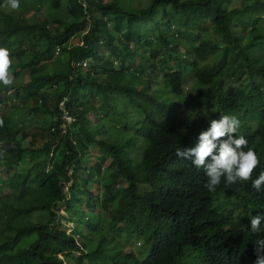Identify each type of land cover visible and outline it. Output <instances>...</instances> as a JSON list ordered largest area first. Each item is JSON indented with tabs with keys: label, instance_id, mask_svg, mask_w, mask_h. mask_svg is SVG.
Instances as JSON below:
<instances>
[{
	"label": "trees",
	"instance_id": "obj_1",
	"mask_svg": "<svg viewBox=\"0 0 264 264\" xmlns=\"http://www.w3.org/2000/svg\"><path fill=\"white\" fill-rule=\"evenodd\" d=\"M19 2L20 8L12 10L0 0V46L16 45L21 63L12 72L14 83L1 85L0 102L5 101L2 91L23 92L22 100L13 96L15 108L31 115L27 127L41 124L39 132L29 130L25 136H32L31 147L39 138L46 141L32 149L33 160L40 158L33 176L16 171L25 148L13 147L8 155L6 168L14 176L10 193L0 198V210L8 217H0V264H255V243H240V236L250 230L243 214L255 215L264 207V187L256 191L251 180L227 186L222 178L215 192H209L204 169L175 153L195 145L209 121L218 119L217 110L237 112L241 123L236 135L248 141L245 151L256 153L259 164L252 179L259 176L264 78L257 80L264 77V39L256 27H248L260 20L264 1L241 0L233 6L229 0L225 8V0H89L91 17L77 0L68 1L70 10L66 0ZM46 4L53 12L44 17ZM26 8L36 10L32 21ZM160 13H168L166 23L153 27L145 20ZM169 29L178 35H164ZM77 36L83 46L62 48L58 59H51L60 44ZM93 55L94 62L73 77L71 63ZM210 57L225 61L199 69V62ZM173 60L184 69L165 74L163 86L153 91L157 82L151 76L160 63ZM192 74L200 84L206 79L214 83L224 74V93L218 100L201 94L203 110L181 119L178 113L190 105L183 99L182 84L190 83ZM66 94L76 121L60 135L58 100ZM36 98L41 105H33ZM207 106L215 109L208 112ZM100 112L105 122L121 118L129 137L109 135L104 124L93 134L87 115ZM93 148L99 151L94 159ZM87 162L91 165L84 166ZM48 163L51 171H46ZM69 168H74L70 174ZM62 205L66 217L60 213ZM236 206L243 209L241 215L235 214ZM74 216L77 226L67 233L64 219L76 221ZM136 234L143 235L141 262L121 252L123 242Z\"/></svg>",
	"mask_w": 264,
	"mask_h": 264
},
{
	"label": "clouds",
	"instance_id": "obj_2",
	"mask_svg": "<svg viewBox=\"0 0 264 264\" xmlns=\"http://www.w3.org/2000/svg\"><path fill=\"white\" fill-rule=\"evenodd\" d=\"M68 1L69 0H66L65 7L66 5L70 7ZM77 1L84 10L86 16L91 17V14L88 13L89 0H77ZM240 1L241 0H233V6L239 5ZM260 1H264V0H260ZM224 4H225V8H228L230 5L229 0H225ZM6 6L10 7L12 10H16L20 8V2L19 0H3L2 7H6ZM201 6L203 9V2H201ZM30 11L33 12L32 16H29L28 14V12ZM35 11L36 10H33L32 8L29 9L26 8L24 10L26 18L32 21L34 16L37 15L35 14ZM51 13L52 11H48L47 14L44 15V17ZM205 13H209L211 15V17H207V18L213 22L214 13L208 5H206ZM238 15L241 16L240 13L237 12L235 16ZM167 19H168V13L167 14L160 13L156 16H150L145 18V20H148L152 23L153 27H155L159 23H166ZM259 19L260 20L258 22H255L254 24H249L248 28L252 29L253 27H256L257 30L259 31V34L261 35V38L264 39V25H261L260 23L261 20L264 19V12L260 14ZM235 23H238V20H235ZM198 25L199 24H197L196 26ZM142 26L147 29V27L143 24V22H142ZM172 29L167 30L164 33V35H169L172 33L174 36H177L178 34ZM74 39L77 40V42L73 45H70L71 41H73ZM245 39H247L246 42ZM248 40H249V36H246V38H242V43L245 44L248 42ZM81 46H83L82 36H81V40L78 39V36L77 38H72L71 40L63 44H60V46L57 47L55 55L51 59L57 60L60 54V49L62 48L71 50ZM18 51H19L18 47L14 44H12L10 47L0 46V87L1 85H3L5 88H7L14 83L15 76L13 75L12 72L14 71L15 68L21 69L20 67L21 63L17 59V54L19 53ZM183 53L187 54V52H183ZM93 57L94 55L92 57L83 58V60L73 61L71 63L73 77L76 71H78L79 69H85L89 66V63H93L94 62ZM210 58H207L199 62V69H203L205 65H210L213 62L224 63L225 61V58L215 57V59L213 58V60L210 63H206L205 61ZM195 59L196 56L193 57V61H195ZM201 63H203V65H200ZM159 66H160L159 69H157L154 72V74L151 76V78L157 82L155 83L156 85L152 86V88L154 89H156V87L161 88L163 86L165 74H175V73L178 74L182 71V69H184V66L177 64L175 60H173L170 64L160 63ZM238 68L239 66H236V69ZM158 71H161L162 73L161 72L158 73ZM44 72H46V70H44ZM221 75L222 76L216 77L214 83L207 82L206 79L204 84H200V82L194 78V74H192L190 83L182 84L183 93H184L183 99L188 100L190 102V105L188 107H184V109L180 113H178L181 119L190 117L197 110H203V101L200 98L201 94L204 93V94L212 95L213 97H216L217 100L222 97L224 93V89H222L220 84L223 81L226 82V79L224 74ZM158 77H160V80H158ZM262 78L264 77L261 76V78L258 79L257 81L261 82ZM218 79L221 80L218 81ZM26 80H28V78H26ZM181 81L175 84L177 85L176 87L178 89L180 87ZM158 82H161V85H159ZM194 83H197L196 86H193ZM23 87H24V83H23ZM188 90H192L197 95V98L195 100H193L191 94H188ZM2 94L5 96V101L0 102V198L5 195H8L11 190L9 181L13 180L14 174H12L9 171V168H6L8 155H11L10 152L11 148L18 146L21 149L24 148L26 149L16 166V171L27 173L28 176L29 175L33 176L37 171V168L33 166L36 164V162H38L40 158L37 156L36 160L30 159L29 156L32 157V155L31 153H28V150H32L33 148H35L34 150H36L38 147H41L46 141V139H44L41 145H37V141H36L34 146L31 147L32 136L31 135L25 136L27 134V131L29 130H31L32 132H39L41 124L35 123L30 127H27L28 120L31 117V115L30 114L27 115L25 112H24L25 114H23L21 112L22 107L20 106L15 108L17 104V99L16 97L13 98V96L17 95L22 100V97L24 96L23 92L17 94V89L12 88L9 89L8 91H2L1 95ZM32 102L33 105L34 104L41 105L42 99L36 98ZM68 104H69V95L67 94L62 96L58 100V109L61 112V118L63 120L60 128V135H66L67 127L71 126L76 121V117L72 115L68 110L69 109ZM214 107L215 106H207L206 111L210 112L215 109ZM208 108L210 110H207ZM227 113L230 114H226V113L224 114L221 112V110L220 111L217 110L214 115L215 118L218 119H211L209 121V127L206 130L199 133L195 145L191 148H183V149L178 148L175 154L178 158H183L184 160H190L193 166L204 169L207 177V182L204 186L209 192H215L217 186L221 183L222 178L224 179L227 186L238 184L240 181L251 180V187L256 191H260L261 188L264 187V164H261L259 176L253 180L252 173L258 166L259 159L253 149L248 148L247 151L244 150V148L248 144V141L243 136L238 137L236 135L241 123L237 112L236 113L227 112ZM102 114L104 116V113ZM66 115L70 116V120L66 118ZM181 115H183V117ZM47 117H48L47 114L45 113L41 114L42 119L48 120ZM87 117L92 120L91 125L94 126L92 132L97 136L100 125L102 124L106 125L105 116L103 117V123H99L97 125L94 124L97 121L96 117H93L92 115L89 114L87 115ZM50 130L54 132L55 127H51ZM9 136L13 138L8 140ZM120 138H122V135H120ZM58 139L55 141L54 145L58 143ZM25 141L28 142L26 145H25ZM50 155L52 156V153ZM25 157H26V161L23 160ZM22 163H25L26 165L22 166ZM52 168L53 166H51L48 163L46 167V171H51ZM73 170L74 168H69L67 173L69 171L71 173ZM228 200H233V197L229 196ZM242 212L243 209L241 207L238 206L235 207V214L241 215ZM243 216L248 217L247 222L249 223L250 230L241 233L240 243L254 242L255 243L254 254L256 256L255 264H264V207L261 209L259 213H256L255 215L253 213H249V214H243ZM0 217L3 220H8V217L1 210H0ZM71 222L73 223L74 221ZM146 224H148V222H146L144 226ZM135 236L133 238H135ZM141 236L143 237V235ZM1 251L2 248L0 247V252ZM121 252L122 254L132 256V258L135 257L136 259L139 260L138 262L144 260V259L141 260L140 258L135 256L134 253L130 252L128 250V245L122 247ZM199 264H202V261H200Z\"/></svg>",
	"mask_w": 264,
	"mask_h": 264
},
{
	"label": "rangeland",
	"instance_id": "obj_3",
	"mask_svg": "<svg viewBox=\"0 0 264 264\" xmlns=\"http://www.w3.org/2000/svg\"><path fill=\"white\" fill-rule=\"evenodd\" d=\"M43 11H44V13L45 14H47V12L48 11H52L53 12V10H52V8H51V5L50 4H46V5H43ZM33 9V8H32ZM66 9L67 10H70V8L66 5ZM34 10V9H33ZM28 14H29V16H32L33 15V12H28ZM261 25H264V19L263 20H261ZM262 30H263V28H262ZM247 41V39H245V42ZM77 42V40H73V41H71V43H70V45H73V44H75ZM213 60V58H210V59H208V60H206L205 62L206 63H210L211 61ZM200 65H203V63H201ZM98 72H100L99 70H98ZM158 80H160V77H158ZM219 80H221V79H218V81ZM159 83V85H161V82H158ZM196 84L197 83H194L193 84V86H196ZM152 90L154 91L155 89L154 88H152ZM51 91H47L46 93L47 94H49ZM138 92V91H137ZM128 93V92H127ZM188 94H191L192 95V98H193V100H195L196 98H197V95L192 91V90H188ZM128 95L129 96H131V97H133L134 96V92L132 93V94H130V93H128ZM117 101H119L120 102V99L119 100H117ZM123 107V106H122ZM124 108V107H123ZM207 110H210L209 108L207 109ZM182 117H183V115H181ZM103 114L100 112V113H98L97 115H96V119H97V121L94 123L95 125H97V124H99V123H103ZM134 120H137L136 118L134 119ZM134 120H132V123L134 122L135 123V121ZM255 122V121H254ZM106 126H107V128L110 130V132H109V135H122V138H125V137H129V134H128V132H126V131H124V129H123V126H122V122H121V118H113V117H108L107 118V120H106ZM113 128H116V130L117 131H114V129ZM136 134H137V132H136ZM28 142L27 141H25V145L27 144ZM43 143V139H41V138H39L38 139V141H37V145H41ZM40 148V147H39ZM31 151H33V150H28V153H31ZM92 154H93V157H92V159H94L98 154H99V151H98V149H96V148H93L92 149ZM29 158L30 159H33L32 157H30L29 156ZM24 161H26V157L23 159ZM107 164V163H106ZM24 165H26L25 163H22V166H24ZM76 165H77V163H76ZM89 166V165H91V164H89L88 162L87 163H85L84 164V166ZM28 167V166H27ZM70 173V171L68 172V174ZM65 181V185L66 186H69L70 184H71V182L70 181H68V180H64ZM99 185L98 184H95V186L93 187V191L95 192V193H99ZM64 209H65V206L64 205H62L61 206V210H60V213L61 214H63V215H65V217H66V213H65V211H64ZM82 209H83V207H82ZM97 210L99 211L100 210V208H97ZM74 218H76V221H74L73 223L71 222V221H69V220H67L66 218L64 219V222H63V227L65 228V230L67 231V233H71L72 231H73V228L74 227H76L77 226V223H78V221H79V218H78V216H74ZM84 220H85V218H84ZM82 230H83V227H82ZM142 236L141 235H137L136 234V236H135V238H133L132 240L130 239L129 241H124L123 242V244L124 245H128V250L130 251V252H132V253H134V255L135 256H137L138 258H140L141 260H143L144 258H145V256H143L142 254L141 255H139V252H140V250H141V248L143 247V242L141 241L142 240ZM138 239V240H137ZM139 241V242H138ZM136 249H138V251H136ZM75 254H77V255H79V253H75Z\"/></svg>",
	"mask_w": 264,
	"mask_h": 264
},
{
	"label": "built area",
	"instance_id": "obj_4",
	"mask_svg": "<svg viewBox=\"0 0 264 264\" xmlns=\"http://www.w3.org/2000/svg\"><path fill=\"white\" fill-rule=\"evenodd\" d=\"M66 118H67L68 120H70V116H69V115H66Z\"/></svg>",
	"mask_w": 264,
	"mask_h": 264
}]
</instances>
